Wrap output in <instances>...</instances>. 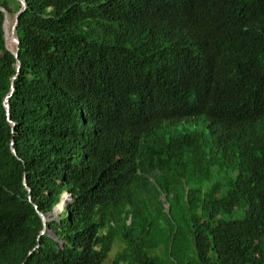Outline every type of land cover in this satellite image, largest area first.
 <instances>
[{
	"label": "trees",
	"instance_id": "1",
	"mask_svg": "<svg viewBox=\"0 0 264 264\" xmlns=\"http://www.w3.org/2000/svg\"><path fill=\"white\" fill-rule=\"evenodd\" d=\"M24 1L0 264H264V0Z\"/></svg>",
	"mask_w": 264,
	"mask_h": 264
},
{
	"label": "water",
	"instance_id": "2",
	"mask_svg": "<svg viewBox=\"0 0 264 264\" xmlns=\"http://www.w3.org/2000/svg\"><path fill=\"white\" fill-rule=\"evenodd\" d=\"M18 2L20 3V8H19L16 12H14V13L12 14L11 22H10V25H9V29H10V33H11V35H10V37H9V40L14 44V46H13L14 48H10V47H8L7 44H6L3 25H4L5 14H8V13L6 12V10H5L4 8L0 7V11H1L2 14H3V21H2L3 38H4V41H5V45H6V47L8 48L9 51H11V53L13 54L14 57H16V55H17V48H18L17 45H18V42H19V41H18V38H17V35H16V32H15L16 24H17V22H18V18H17V17H18V14H19V13L25 8V5H26L24 0H18ZM12 33H14V34H12ZM19 65H20V64H19L18 60H16L15 65H14L16 73L18 72ZM16 73L11 77V80L15 77ZM12 90H13V87H12V81H10V88H9V91H8V93L3 97V105H4V108H5L6 112H7V114H8V98H9V96H10ZM8 121H9V120H8ZM9 122H10V121H9ZM10 123H11V126H13V125H12V122H10ZM11 152L15 154V150H14L13 148H11ZM23 185L25 186V181H24V180H23ZM27 192H29V188H27ZM66 198L69 199L70 196L67 194L66 191H64V192L60 195V199H61V200H59L56 204H54V205L52 206L50 212L42 213V212L36 210V212H37V214H38V216H39V218H40V220H41V224H42V227H41V229H40V231H39V234L47 233V234H50L51 236L54 235V233H53L52 230H48V228H47V226H46V221L49 220V219H53V218L56 219V218H58L57 213L60 211V209H62V207H63V203H64V200H65ZM28 199H29V196H28ZM58 206H60V209L56 211V208H57ZM34 207H35V205H34ZM50 214H52L51 217H49Z\"/></svg>",
	"mask_w": 264,
	"mask_h": 264
},
{
	"label": "rangeland",
	"instance_id": "3",
	"mask_svg": "<svg viewBox=\"0 0 264 264\" xmlns=\"http://www.w3.org/2000/svg\"><path fill=\"white\" fill-rule=\"evenodd\" d=\"M11 18H12V15L8 14V20H9L8 23L11 22ZM222 178H224V177L220 176L218 174H212V175H210L209 182H207V183H211L214 180H218V179H222ZM121 247H123V243L118 238H115L114 241L112 242V246H111V249L109 251L110 257L113 255L114 252L119 250Z\"/></svg>",
	"mask_w": 264,
	"mask_h": 264
},
{
	"label": "bare ground",
	"instance_id": "4",
	"mask_svg": "<svg viewBox=\"0 0 264 264\" xmlns=\"http://www.w3.org/2000/svg\"><path fill=\"white\" fill-rule=\"evenodd\" d=\"M8 14H5V19H4V25H3V28H4V34H5V40L7 41L8 43V47L10 48H13L14 44L9 40V37L11 35L10 33V29H9V25L10 23H8ZM14 34V33H12ZM60 209V206H58L56 208V211Z\"/></svg>",
	"mask_w": 264,
	"mask_h": 264
},
{
	"label": "clouds",
	"instance_id": "5",
	"mask_svg": "<svg viewBox=\"0 0 264 264\" xmlns=\"http://www.w3.org/2000/svg\"><path fill=\"white\" fill-rule=\"evenodd\" d=\"M171 28H172V29H175V30H178V29H176V28H175V27H173V26H171ZM178 31H179V30H178ZM173 37H175V36L173 35ZM175 39H176V41H177V42H179V41L177 40V38H176V37H175Z\"/></svg>",
	"mask_w": 264,
	"mask_h": 264
}]
</instances>
